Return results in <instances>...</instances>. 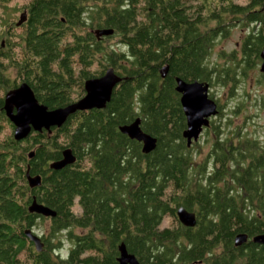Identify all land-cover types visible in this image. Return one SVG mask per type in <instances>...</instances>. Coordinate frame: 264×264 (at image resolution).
Wrapping results in <instances>:
<instances>
[{
	"label": "trees",
	"instance_id": "obj_1",
	"mask_svg": "<svg viewBox=\"0 0 264 264\" xmlns=\"http://www.w3.org/2000/svg\"><path fill=\"white\" fill-rule=\"evenodd\" d=\"M21 9L26 21L7 22L0 46V135L8 127L0 138V264H118L121 242L140 264H264V245L251 239L264 233V142L222 134L212 122L215 138L197 160L196 143L187 146L182 136L175 90L177 77L229 85L256 67L264 0H28ZM244 21L250 28L240 50L224 53L228 64L211 62L215 40ZM96 28L113 33L100 38ZM113 37L124 50L111 46ZM7 59L17 68L13 80ZM108 68L120 81L104 108L14 139L6 92L27 82L39 102L61 107ZM138 117L156 138L149 153L119 131ZM66 148L75 161L50 168ZM27 170L40 175L39 186H29ZM33 197L55 216L29 212ZM181 206L195 213L194 226L178 220ZM27 229L41 238V251ZM239 233L247 240L236 246Z\"/></svg>",
	"mask_w": 264,
	"mask_h": 264
},
{
	"label": "water",
	"instance_id": "obj_2",
	"mask_svg": "<svg viewBox=\"0 0 264 264\" xmlns=\"http://www.w3.org/2000/svg\"><path fill=\"white\" fill-rule=\"evenodd\" d=\"M26 20V13L20 14L16 21V26L21 25ZM113 33L110 28H101L95 30L97 37L108 36ZM260 72L264 73V46L260 51ZM164 76V74H162ZM175 90L180 94L179 100L186 119V128L182 132L187 146L197 141L202 130L209 126L210 117L217 114V104L209 97V83L203 81H185L175 78ZM120 81V77L115 74L112 68H109L102 76L89 78L84 83L85 94L78 100L65 106L49 109L47 105L39 102L32 88L27 82L20 83L14 89L5 94L4 111L8 120L13 124V137L20 141L26 138L31 131L41 132L46 130L50 132L54 127H60L69 115L78 110H90L93 108H104L110 100L111 93L115 85ZM119 131L127 135L130 139L141 143L143 153H149L156 147V138L142 131L140 127V118H136L128 124L119 127ZM33 154L30 153L29 157ZM75 161V156L71 149L66 148L62 152L60 160L51 162L50 168L59 170L64 166ZM26 178L31 188L39 186L41 182L40 175H30L26 171ZM29 212L42 215L44 217H54L55 211L50 207L39 203L34 197L28 206ZM177 218L185 226L192 227L196 223L194 212L186 210L184 207L177 209ZM24 235L33 242L37 251H41L43 243L41 238L31 229L24 231ZM252 242L264 245V233L253 236ZM247 240V235L239 233L234 238L236 246L243 244ZM119 255L118 264H140L134 254L127 251L125 244L121 242L118 245Z\"/></svg>",
	"mask_w": 264,
	"mask_h": 264
},
{
	"label": "rangeland",
	"instance_id": "obj_3",
	"mask_svg": "<svg viewBox=\"0 0 264 264\" xmlns=\"http://www.w3.org/2000/svg\"><path fill=\"white\" fill-rule=\"evenodd\" d=\"M28 0H12L7 6L0 4V46H5V39L3 37V31L6 27V23L10 20L18 19L22 11V6L27 3ZM250 26L244 21L243 24H237L232 27H228L226 35H220L213 45L210 61L217 62L219 64H228L227 57L224 53H230L232 51H239L242 39L248 33ZM6 30V29H5ZM16 33V32H15ZM109 43L113 48L124 50V47L118 43L117 37L109 40ZM262 49V48H261ZM261 51V50H260ZM223 53V58H219V54ZM260 54V52H259ZM260 56V55H259ZM261 58L257 65L253 69L246 71L244 75L240 74L241 71H237L240 75L233 84L214 86L209 85V96L216 100L222 107L221 113L213 117H210L209 126L205 127L198 140L193 146V150H197V160H202L204 156L209 152L211 143L215 138V133L212 132V122L219 124L220 133L227 135H247L251 139L264 142V78L261 77L264 73L260 72ZM232 63L230 62L229 65ZM9 80H13L15 72L9 70L6 72ZM261 80V81H260ZM240 107V111L237 114H233L234 107ZM0 138L8 132V127L5 123L2 124ZM233 132V133H232ZM233 142H237L233 139ZM165 223H168L166 221ZM43 228H48V220L44 221ZM79 231V229H76ZM69 244L64 240L62 255L66 254Z\"/></svg>",
	"mask_w": 264,
	"mask_h": 264
},
{
	"label": "flooded vegetation",
	"instance_id": "obj_4",
	"mask_svg": "<svg viewBox=\"0 0 264 264\" xmlns=\"http://www.w3.org/2000/svg\"><path fill=\"white\" fill-rule=\"evenodd\" d=\"M23 12H25L26 13V9H23L22 11H21V13H23ZM20 13V14H21ZM20 16V15H19ZM19 16H18V18H19ZM27 17V16H26ZM18 19H16V21H17ZM16 21H15V23H16ZM26 21V20H25ZM24 21V22H25ZM15 26H16V24H14ZM22 25V24H21ZM21 25H19V26H17V27H20ZM97 29H99V28H96V29H94V30H92V32L95 34V30H97ZM101 38V37H100ZM7 64H8V72H9V70H12V71H14L15 72V76L14 77H16L17 76V68L12 64V62H11V60L10 59H7ZM109 69V68H108ZM107 69V70H108ZM113 69V68H112ZM107 70H105V72L107 71ZM114 71V70H113ZM104 72V73H105ZM115 72V71H114ZM103 73V74H104ZM102 74V75H103ZM115 74H117L116 72H115ZM102 75H99V76H97V77H100V76H102ZM118 75V74H117ZM119 76V75H118ZM92 78H94V77H92ZM86 81V80H85ZM85 81H84V83H85ZM114 89V88H113ZM113 91V90H112ZM85 94V90H84V85H83V94H82V96ZM81 96V97H82ZM81 97H79V98H81ZM78 98V99H79ZM77 99V100H78ZM76 101V100H75Z\"/></svg>",
	"mask_w": 264,
	"mask_h": 264
}]
</instances>
